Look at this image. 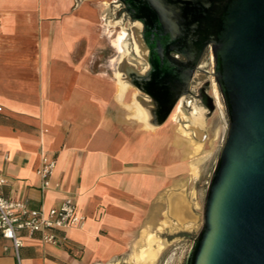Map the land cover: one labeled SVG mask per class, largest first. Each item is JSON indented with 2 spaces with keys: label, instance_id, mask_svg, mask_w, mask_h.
<instances>
[{
  "label": "crops",
  "instance_id": "obj_1",
  "mask_svg": "<svg viewBox=\"0 0 264 264\" xmlns=\"http://www.w3.org/2000/svg\"><path fill=\"white\" fill-rule=\"evenodd\" d=\"M104 4L0 0L1 194L39 211L71 198L86 219L58 232L55 246L20 234L21 264H164L193 239L195 159L212 150L222 122H197L185 97L152 130L127 119L135 108L117 102L120 53L101 32ZM103 48L115 54L100 65ZM125 62L147 68L137 55ZM125 84L122 105L150 100ZM43 157L55 161L47 186L37 173ZM0 264H16L1 237Z\"/></svg>",
  "mask_w": 264,
  "mask_h": 264
},
{
  "label": "water",
  "instance_id": "obj_2",
  "mask_svg": "<svg viewBox=\"0 0 264 264\" xmlns=\"http://www.w3.org/2000/svg\"><path fill=\"white\" fill-rule=\"evenodd\" d=\"M114 1L109 5L112 18L106 19L105 25L120 27L110 42L120 53L114 75L120 86L117 102L135 108V114L127 119H137L144 123L142 129L152 130L188 93L192 69L185 77L180 75L181 64L166 57L168 50L163 47L173 40L165 35L157 42L159 49L149 48V54L164 57L159 71L167 76L154 82L155 69L150 62L143 73H136V65L125 62L135 56L126 46L137 47V61L147 62V51L140 35L130 38L128 24L115 21ZM118 1L130 7V16L139 13L136 19L131 16L132 21L143 23L147 13L177 33L180 42L189 29L204 37L213 53V77L226 115V130L206 188L202 226L185 264H264V0ZM124 81L150 100L134 95V102L122 105L129 86L122 85ZM150 91L159 94L163 111Z\"/></svg>",
  "mask_w": 264,
  "mask_h": 264
},
{
  "label": "flooded vegetation",
  "instance_id": "obj_3",
  "mask_svg": "<svg viewBox=\"0 0 264 264\" xmlns=\"http://www.w3.org/2000/svg\"><path fill=\"white\" fill-rule=\"evenodd\" d=\"M111 6L115 9V21L121 25L128 24L127 34L129 37L131 38L135 34L140 35V38L142 39V47L147 51L146 67L149 68L150 62L155 69V72L152 74V80H154V82L157 80L162 81L167 76L165 75V77H163L159 71L160 62L164 60V57H157L155 54L151 56L149 54V48H153V50L159 49L157 42L166 35L173 40V43H167L163 47V49L165 48V50H168L167 54H169V57H166L172 62L181 64L180 75L183 77L186 76V71H191L192 69L188 93L183 96L185 97L184 106H187L188 103L193 105V107H189V110L190 113L194 114L197 122L203 118L207 120L210 117L213 118V121L219 118L218 120L221 121L222 119L226 122L225 111L222 103L220 102L219 91L213 77V53L211 46L204 44L205 38L188 29L186 32H183L184 39L183 41L181 40L183 42L182 43L180 42V36L177 35V33H172L170 27L167 28V26H161V24L158 23V19L153 18L147 13L146 15L148 18L145 17L144 22L140 23L139 21L131 20V16L136 19L135 17L140 16L139 13L135 12L130 16V7H126L121 1H114L111 3ZM155 19L157 20L156 25L153 22ZM137 26H139V29ZM126 49H129L131 54L136 55L137 53V47L134 44L127 45ZM173 49H177L179 52L177 53ZM150 92L153 94L155 102L159 105V110L163 111L164 103L160 100L159 94H154L152 91ZM193 239L190 241L189 249L183 252L182 256H179L177 259H173L172 261L170 260V257H167V259L165 258L164 264H185ZM182 247L183 245L180 244L179 249Z\"/></svg>",
  "mask_w": 264,
  "mask_h": 264
},
{
  "label": "built area",
  "instance_id": "obj_4",
  "mask_svg": "<svg viewBox=\"0 0 264 264\" xmlns=\"http://www.w3.org/2000/svg\"><path fill=\"white\" fill-rule=\"evenodd\" d=\"M54 167L55 161L42 158L37 173L44 179L45 186ZM6 182V178L0 174V237L11 242L16 264H21L19 251L23 242L20 234L30 239L39 238L42 243L55 246L59 242L58 232L79 228L85 223L86 219L78 213L73 199L67 198L59 207L48 211L30 210L24 203L2 196L1 190Z\"/></svg>",
  "mask_w": 264,
  "mask_h": 264
},
{
  "label": "rangeland",
  "instance_id": "obj_5",
  "mask_svg": "<svg viewBox=\"0 0 264 264\" xmlns=\"http://www.w3.org/2000/svg\"><path fill=\"white\" fill-rule=\"evenodd\" d=\"M111 1L112 0H103V3L106 4V5L104 4L106 8L103 9V15H102V21H101L102 23L101 32L104 34H109L110 36L113 35L115 37L120 31V27L119 26L106 27L105 25V20L112 18V15L110 13V7H109V4ZM114 51L115 50H111V49L108 50V48H103V50L99 53V56L97 58L99 64L104 65L107 61V58L115 54L113 53ZM218 119L213 121V124L216 125L217 128H219L218 126L220 122H222L223 126L220 129L221 134L212 139L214 140V143L212 146V150H210V152L206 150L203 156H197V159H195L196 160L195 164L199 168L198 175L196 176L197 178L195 180V184L190 187L189 193L187 192L190 198V206H191L190 210L192 211V214L194 215V217L190 219L192 220V223H191L192 232L190 234L192 238L196 237V235L198 234L202 226V211H203V202H204L205 192H206V188H207L210 176L216 164L219 150H220L223 138H224V132L226 129V125L224 123L225 121L222 119L220 121ZM179 229H184V227L179 225ZM181 240H182L181 244L183 245V248L179 256H182L183 252L189 249L190 241L192 239L191 238L188 239L189 241H183V239Z\"/></svg>",
  "mask_w": 264,
  "mask_h": 264
},
{
  "label": "bare ground",
  "instance_id": "obj_6",
  "mask_svg": "<svg viewBox=\"0 0 264 264\" xmlns=\"http://www.w3.org/2000/svg\"><path fill=\"white\" fill-rule=\"evenodd\" d=\"M182 218V217H181ZM150 252V251H149Z\"/></svg>",
  "mask_w": 264,
  "mask_h": 264
}]
</instances>
